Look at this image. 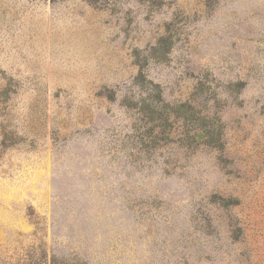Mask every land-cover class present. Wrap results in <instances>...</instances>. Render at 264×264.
I'll use <instances>...</instances> for the list:
<instances>
[{
  "label": "rangeland",
  "instance_id": "1",
  "mask_svg": "<svg viewBox=\"0 0 264 264\" xmlns=\"http://www.w3.org/2000/svg\"><path fill=\"white\" fill-rule=\"evenodd\" d=\"M0 264H264V0H0Z\"/></svg>",
  "mask_w": 264,
  "mask_h": 264
}]
</instances>
